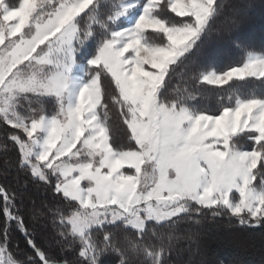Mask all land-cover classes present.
<instances>
[{
    "label": "snow or ice",
    "instance_id": "obj_1",
    "mask_svg": "<svg viewBox=\"0 0 264 264\" xmlns=\"http://www.w3.org/2000/svg\"><path fill=\"white\" fill-rule=\"evenodd\" d=\"M227 7L0 0V123L19 169L60 198L49 210L55 242L74 253L57 259L37 246L15 194L0 186V264H101L112 253L118 264H170L181 241L199 252L209 216L264 227V93L244 91L250 79L264 87V50L236 40L238 65L197 61ZM240 16L226 17L227 31ZM187 83L234 90L212 109L204 89L179 86ZM13 223L32 249L24 259L11 248Z\"/></svg>",
    "mask_w": 264,
    "mask_h": 264
},
{
    "label": "trees",
    "instance_id": "obj_2",
    "mask_svg": "<svg viewBox=\"0 0 264 264\" xmlns=\"http://www.w3.org/2000/svg\"><path fill=\"white\" fill-rule=\"evenodd\" d=\"M226 3L230 7H227L213 24V31L206 38L197 58L200 65L217 71L227 70L242 61L241 49L234 44L236 40L256 50H264V0H226ZM233 9L241 13L240 23L229 32L226 17L232 14ZM176 83L178 81H174V84ZM179 86L204 89L212 109L217 107L219 97H223L226 103L228 95L234 90L228 85H225L224 89L191 83ZM253 89L257 94L264 93V87L259 81L250 79L244 91ZM204 103L201 101V106H204ZM110 118L119 123L114 110L110 113ZM10 131V126L0 123V186L15 194L16 209L37 246L57 259L71 260L74 253L62 254L55 242L59 237L52 226V215L49 211H55L58 206L63 207V204L51 188L42 182L34 181L30 175L19 169V152L8 139ZM124 139L121 134L119 141L123 142ZM2 205L3 200L0 197V208ZM4 225L5 218L0 212V232ZM188 227L187 223L180 225L179 233L183 234ZM199 231V252L192 255L187 250L186 242L181 241L177 250L169 254L170 264H264V227L241 226L235 220L229 223L226 217L213 222L209 216ZM10 239L12 251L18 258L24 259L26 254L32 253L25 236L17 230L14 223L11 225ZM179 249L184 250L178 251ZM118 259L116 254H108L102 258L101 264H118Z\"/></svg>",
    "mask_w": 264,
    "mask_h": 264
}]
</instances>
